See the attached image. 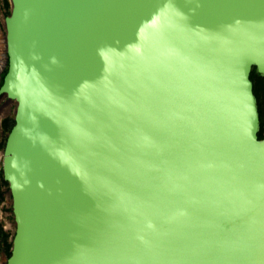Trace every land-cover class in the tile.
<instances>
[{"label":"water","instance_id":"1","mask_svg":"<svg viewBox=\"0 0 264 264\" xmlns=\"http://www.w3.org/2000/svg\"><path fill=\"white\" fill-rule=\"evenodd\" d=\"M6 264H264V0H11Z\"/></svg>","mask_w":264,"mask_h":264},{"label":"rangeland","instance_id":"2","mask_svg":"<svg viewBox=\"0 0 264 264\" xmlns=\"http://www.w3.org/2000/svg\"><path fill=\"white\" fill-rule=\"evenodd\" d=\"M11 9V0H0V86L8 66L5 18L10 15ZM257 105L260 130L262 129V138H264V88L258 94ZM16 106L17 102L14 99L9 98L5 93L0 94V264H6L11 254L15 232L12 197L8 183L3 179L2 159L7 135L14 124Z\"/></svg>","mask_w":264,"mask_h":264},{"label":"trees","instance_id":"3","mask_svg":"<svg viewBox=\"0 0 264 264\" xmlns=\"http://www.w3.org/2000/svg\"><path fill=\"white\" fill-rule=\"evenodd\" d=\"M250 78L251 80H253V91L255 96L258 99V94L260 92V90H262L264 88V76L259 75L255 69H252L251 74H250ZM259 138H262V129L259 130Z\"/></svg>","mask_w":264,"mask_h":264}]
</instances>
